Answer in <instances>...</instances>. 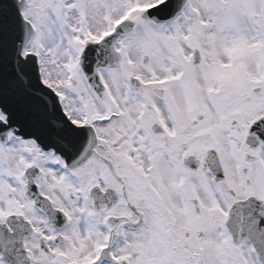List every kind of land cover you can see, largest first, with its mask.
Returning a JSON list of instances; mask_svg holds the SVG:
<instances>
[{"label":"snow or ice","instance_id":"1","mask_svg":"<svg viewBox=\"0 0 264 264\" xmlns=\"http://www.w3.org/2000/svg\"><path fill=\"white\" fill-rule=\"evenodd\" d=\"M0 264H264V0H0Z\"/></svg>","mask_w":264,"mask_h":264}]
</instances>
